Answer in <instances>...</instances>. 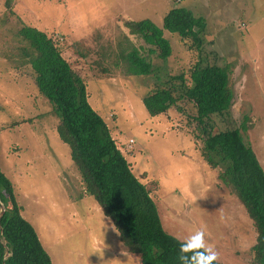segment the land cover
<instances>
[{"label":"rangeland","instance_id":"obj_1","mask_svg":"<svg viewBox=\"0 0 264 264\" xmlns=\"http://www.w3.org/2000/svg\"><path fill=\"white\" fill-rule=\"evenodd\" d=\"M0 0V169L12 184L21 216L34 228L51 264H119L126 249L105 217L84 194L68 146L56 133L58 118L37 92L31 60L35 51L17 35L33 27L54 40L86 86L91 108L104 120L133 175L156 204L163 231L183 241L197 229L217 252V264H250L256 240L253 222L236 196L217 179L220 172L201 156L203 133L191 102L151 117L142 98L198 59L232 65L230 110L213 116L215 132L239 128L264 171V0ZM173 8L206 21L200 53L178 35L163 31L172 53L149 56L154 72L127 74L128 52L147 49L126 21L150 20L162 27ZM141 51V55H146ZM148 57V56H146ZM132 141V142H130ZM106 218V217H105ZM110 220L106 218L107 224ZM112 224V223H111ZM104 247V248H103ZM103 248V257L97 249ZM128 254V253H127ZM128 264H139L128 254ZM108 260V261H107Z\"/></svg>","mask_w":264,"mask_h":264},{"label":"trees","instance_id":"obj_2","mask_svg":"<svg viewBox=\"0 0 264 264\" xmlns=\"http://www.w3.org/2000/svg\"><path fill=\"white\" fill-rule=\"evenodd\" d=\"M14 0H5L11 8ZM125 27L148 46L133 48L127 56V74L154 72L149 56L165 62L172 53L163 31L186 40L188 51L200 53L206 28L203 17L185 8H173L162 19V27L150 20L126 21ZM17 35L35 51L31 60L33 83L58 118L56 133L68 146L70 159L80 175L84 194L97 203L116 228L127 253L139 264H179V242L163 231L157 207L149 191L133 175L129 163L114 144L104 120L91 108L83 79L62 58L54 40L42 31L23 26ZM146 55H141V51ZM148 56V57H146ZM232 65H217L198 59L188 72L171 77L142 98L151 117L167 114L178 102L187 100L195 108L194 122L209 131L201 138L202 158L220 172L218 181L242 204L253 222L256 240L250 248V264H264V171L252 148L243 141L246 119L239 128L215 132L213 116L225 115L232 106L229 85ZM0 264H51L34 228L21 216L13 187L0 169ZM7 251V254H6ZM215 264H217L215 262Z\"/></svg>","mask_w":264,"mask_h":264},{"label":"clouds","instance_id":"obj_3","mask_svg":"<svg viewBox=\"0 0 264 264\" xmlns=\"http://www.w3.org/2000/svg\"><path fill=\"white\" fill-rule=\"evenodd\" d=\"M105 220L106 218L103 217L98 222V230L103 233L102 230H107L108 227H112L113 230L116 231L115 226L112 225L110 221L106 224ZM205 235V231H203L202 229H197L194 233L187 236L182 242H179V255L177 257L179 264H215L218 254L214 250V248L206 242ZM103 248L97 249L93 252H96L102 258ZM122 254L127 257V260H112L118 261L119 264H128L129 257L127 251L122 249ZM105 262L106 261H103V264H105Z\"/></svg>","mask_w":264,"mask_h":264},{"label":"crops","instance_id":"obj_4","mask_svg":"<svg viewBox=\"0 0 264 264\" xmlns=\"http://www.w3.org/2000/svg\"><path fill=\"white\" fill-rule=\"evenodd\" d=\"M233 3L239 2V5L237 6L236 9L238 10H246V7L243 3H246V0H232Z\"/></svg>","mask_w":264,"mask_h":264},{"label":"water","instance_id":"obj_5","mask_svg":"<svg viewBox=\"0 0 264 264\" xmlns=\"http://www.w3.org/2000/svg\"><path fill=\"white\" fill-rule=\"evenodd\" d=\"M4 213V208L2 207V205L0 204V218L1 216L3 215ZM6 254H7V251H6Z\"/></svg>","mask_w":264,"mask_h":264}]
</instances>
